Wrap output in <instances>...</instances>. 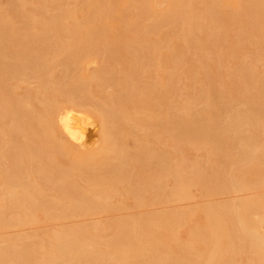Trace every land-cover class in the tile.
Listing matches in <instances>:
<instances>
[{
    "label": "bare ground",
    "instance_id": "obj_1",
    "mask_svg": "<svg viewBox=\"0 0 264 264\" xmlns=\"http://www.w3.org/2000/svg\"><path fill=\"white\" fill-rule=\"evenodd\" d=\"M7 1L0 264H264V0Z\"/></svg>",
    "mask_w": 264,
    "mask_h": 264
},
{
    "label": "rangeland",
    "instance_id": "obj_2",
    "mask_svg": "<svg viewBox=\"0 0 264 264\" xmlns=\"http://www.w3.org/2000/svg\"><path fill=\"white\" fill-rule=\"evenodd\" d=\"M64 1H67V0H64ZM156 1H158V0H154V6L155 7H157L156 6V4L159 2H161V0H159L158 2H156ZM5 2L7 3L8 1L7 0H0V5L1 6H4L5 5ZM68 2V1H67ZM158 5V4H157ZM159 6H162V5H158V8H159ZM49 9H50V7H49ZM48 9V10H49ZM126 10H127V12H126ZM49 12V11H48ZM51 12V11H50ZM125 13L126 14H129L130 13V9H125ZM147 18V17H146ZM144 20L145 21H147L145 18H144ZM226 45H224V47H225ZM89 58V57H88ZM86 59V62H87V64L88 65H90V67L93 65V63H91L92 61L91 60H93L92 59V57H90L89 59ZM91 59V60H90ZM87 60H90V62L89 61H87ZM92 64V65H91ZM258 66H260V63H258L257 64ZM195 75H196V77H201V73L200 74H198V73H195ZM194 75V76H195ZM194 79H195V77H194ZM181 82L183 81V77H181V80H180ZM196 81H198V78H196ZM195 80H194V82H193V84H195V82H196ZM181 82L179 83L180 85H181ZM21 84V83H20ZM24 84V83H23ZM23 84H22V86H23ZM192 84V85H193ZM199 83L197 82V85H194V87L193 88H199L200 86L198 85ZM198 86V87H197ZM22 88V87H21ZM21 88L19 87L18 89L19 90H21ZM102 89L103 90H105V91H107V89H108V87H102ZM108 91H109V89H108ZM220 100V99H219ZM218 107V106H217ZM215 108L214 109V112H216L217 111V109L218 108ZM161 142V141H160ZM159 143V142H158ZM162 144V143H161ZM158 145L156 144V147H157ZM163 146V145H162ZM159 148H160V146H159ZM158 148V149H159ZM191 148V149H190ZM189 149H186L185 150V152L186 151H188L189 150V154L187 153V155H189L188 156V158H191V157H193V155H194V157L199 153V152H201V149H199V150H197L195 147V149L198 151H196L195 149H193L192 147H190ZM192 151V152H191ZM220 153V152H219ZM192 155V156H191ZM193 157V158H194ZM192 159V158H191ZM224 168H226V167H224ZM223 168V169H224ZM227 168H229V167H227ZM222 169V170H223ZM224 171V170H223ZM226 171H228V170H226L225 169V171L224 172H226ZM166 188H169V186H166ZM191 190V196H189L188 197V199H186V200H179V201H172V200H169V201H166V202H157V203H155V204H153L154 203V201L155 200H153V202H149V203H147L145 206H142V207H139V208H131L130 206H127V203L125 202V205H126V207H122L120 210H116V211H114V215H127V214H135V216H139V215H141V216H143V215H148V214H151L150 212H156V211H161V210H164V209H168V208H173V207H175V208H187L188 206H191V205H194V203L196 204V202H205V201H209V200H217V199H219V200H221V199H225L226 197L227 198H230V197H237V196H242V195H245V194H247V193H250L249 191H240V192H236V191H234L233 192V190H228V191H219L220 193L217 195H214V194H210L209 195V193L208 192H206V193H200V194H198L199 192H197V193H194V191H196L197 189L195 188V187H192V188H190ZM264 189V188H263ZM167 190V189H166ZM193 193L195 194V197L194 198H190V197H192V195H193ZM198 194V195H197ZM203 194V195H202ZM205 194H208V195H205ZM197 195V196H196ZM202 195V196H201ZM194 196V195H193ZM224 196V197H223ZM190 198V199H189ZM198 200H200V201H198ZM152 203V204H151ZM129 204V203H128ZM164 208V209H163ZM141 210H143L144 212H142ZM147 210H149V211H147ZM134 211V212H133ZM132 212V213H131ZM136 212H138V214H139V212H141L142 214H137L136 215ZM126 213V214H125ZM97 215V216H96ZM96 215H90V216H83V217H76V218H74V219H64V220H62V223L64 222H66V223H69V222H71V220L72 221H78V222H82V221H91V220H101V219H103V218H105L106 217V215H108V214H105L104 216H102L103 214H96ZM100 216H102V217H100ZM100 218V219H99ZM90 219V220H89ZM61 221L60 220H54V223L52 222V224L50 225V231L51 230H53L54 228H57V225H58V223L59 224H61L60 223ZM38 226L39 227H41V228H44V226H46V224L44 223V222H40V223H38ZM186 224L185 225H182V231L179 229V232H180V234L182 233H184L183 232V229L185 228L186 229ZM10 228V229H9ZM30 228V229H29ZM46 228V227H45ZM181 228V227H180ZM32 229V226L31 225H25V226H11V227H8L7 229H3V230H0V233H7V231H8V234L9 233H16V232H19V231H32L31 230ZM49 229V228H48ZM3 231H5V232H3ZM185 231V230H184ZM12 233V234H13ZM181 234V235H182Z\"/></svg>",
    "mask_w": 264,
    "mask_h": 264
}]
</instances>
